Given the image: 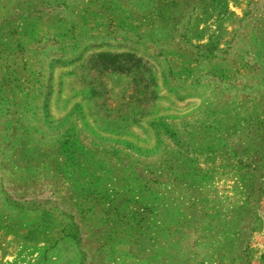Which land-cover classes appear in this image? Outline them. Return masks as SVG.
I'll use <instances>...</instances> for the list:
<instances>
[{
    "label": "rangeland",
    "instance_id": "obj_1",
    "mask_svg": "<svg viewBox=\"0 0 264 264\" xmlns=\"http://www.w3.org/2000/svg\"><path fill=\"white\" fill-rule=\"evenodd\" d=\"M0 264H264V0H0Z\"/></svg>",
    "mask_w": 264,
    "mask_h": 264
},
{
    "label": "trees",
    "instance_id": "obj_2",
    "mask_svg": "<svg viewBox=\"0 0 264 264\" xmlns=\"http://www.w3.org/2000/svg\"><path fill=\"white\" fill-rule=\"evenodd\" d=\"M20 207H23V206H20ZM75 237L78 238V235L76 234Z\"/></svg>",
    "mask_w": 264,
    "mask_h": 264
}]
</instances>
